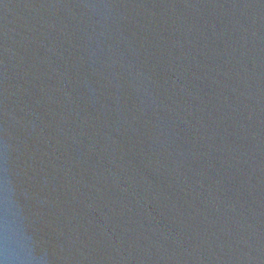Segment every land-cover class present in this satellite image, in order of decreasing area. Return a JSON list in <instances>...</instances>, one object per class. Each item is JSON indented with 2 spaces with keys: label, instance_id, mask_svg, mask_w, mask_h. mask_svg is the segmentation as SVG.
I'll return each mask as SVG.
<instances>
[{
  "label": "water",
  "instance_id": "1",
  "mask_svg": "<svg viewBox=\"0 0 264 264\" xmlns=\"http://www.w3.org/2000/svg\"><path fill=\"white\" fill-rule=\"evenodd\" d=\"M0 264H264V0H0Z\"/></svg>",
  "mask_w": 264,
  "mask_h": 264
}]
</instances>
